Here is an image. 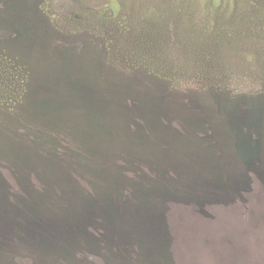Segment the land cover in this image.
I'll return each mask as SVG.
<instances>
[{
  "label": "rangeland",
  "instance_id": "rangeland-1",
  "mask_svg": "<svg viewBox=\"0 0 264 264\" xmlns=\"http://www.w3.org/2000/svg\"><path fill=\"white\" fill-rule=\"evenodd\" d=\"M0 264H264V0H0Z\"/></svg>",
  "mask_w": 264,
  "mask_h": 264
}]
</instances>
